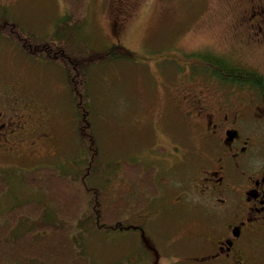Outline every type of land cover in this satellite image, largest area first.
I'll return each mask as SVG.
<instances>
[{"label": "rangeland", "instance_id": "rangeland-1", "mask_svg": "<svg viewBox=\"0 0 264 264\" xmlns=\"http://www.w3.org/2000/svg\"><path fill=\"white\" fill-rule=\"evenodd\" d=\"M119 1L87 0L81 23L68 19L62 0H13L0 6V18L39 39L50 36L53 42L65 41L82 53L121 45L134 54L132 61L104 62L87 70L86 102L97 149L95 162L88 167V145L78 132V114L63 68L31 58L0 37V84L28 93L26 98L39 108L50 139L47 160L23 165L0 161V172L46 166L72 175L87 174L88 185L102 189L112 184L110 188L116 190L122 184L118 163L135 160L149 167L152 157H157L159 195L139 212L147 218L143 231L98 232L88 225L78 232L83 255L88 264H187L184 255L190 254L189 246L206 231L196 220V201L188 198L197 192L191 168L196 140L190 134L194 138L190 143L181 124L158 123L159 133L154 135L151 127L137 128V124L142 114L156 108L163 117L165 101L174 90L184 92L189 87L206 93L204 87L212 77L198 70L197 54L239 61L264 74V46L252 48L251 30L243 18L238 19L244 0H121L130 7L123 26L116 14ZM58 27L61 33L55 35ZM5 176L8 187L0 197V212L44 198L42 191L18 183V176ZM41 222L57 223L52 206Z\"/></svg>", "mask_w": 264, "mask_h": 264}, {"label": "flooded vegetation", "instance_id": "flooded-vegetation-1", "mask_svg": "<svg viewBox=\"0 0 264 264\" xmlns=\"http://www.w3.org/2000/svg\"><path fill=\"white\" fill-rule=\"evenodd\" d=\"M5 1L13 2L0 0L1 7L7 6ZM119 3L116 14L123 26L130 7ZM238 12L251 30L252 48L264 46V0H244ZM248 69L261 76L260 86L251 78L242 85L206 73L213 78L204 87L206 93L189 87L174 90L163 117L156 108L142 114L137 124L151 127L153 135L159 133L158 123L181 124L190 143L196 140L191 168L197 192L188 198L196 201V220L206 231L189 246L187 264H264V74ZM25 94L21 87L0 84V161L23 165L47 160L45 120ZM43 143L47 149L41 148ZM152 158L154 167L159 159Z\"/></svg>", "mask_w": 264, "mask_h": 264}, {"label": "trees", "instance_id": "trees-1", "mask_svg": "<svg viewBox=\"0 0 264 264\" xmlns=\"http://www.w3.org/2000/svg\"><path fill=\"white\" fill-rule=\"evenodd\" d=\"M62 2L67 8L68 19L75 23L84 20L87 0ZM56 33H61L60 27ZM0 37L9 39L31 58L43 59L63 68L78 114V132L88 145V167L92 166L97 149L86 102L87 70L94 64L132 61L133 52L121 45H112L99 52H78L65 41L57 44L50 36L43 39L31 36L15 22L3 18H0ZM197 56L201 64L198 70L207 72L217 81L233 78L245 85L251 78L256 86L262 84L261 76L247 65H241L242 62L207 53ZM152 151L154 156V149ZM118 164L122 168V184L116 190L110 188L112 184L102 189L94 183L88 185L85 183L87 174L72 175L46 166L31 171L0 172V197L8 187L7 174L18 176V183L25 188L44 193L42 199L17 203L0 212V264H88V258L83 255V239L78 234L80 229L90 225L98 232L142 230L147 218L141 217L139 212L159 195L156 168L135 160ZM49 206H52L57 223L41 222Z\"/></svg>", "mask_w": 264, "mask_h": 264}]
</instances>
